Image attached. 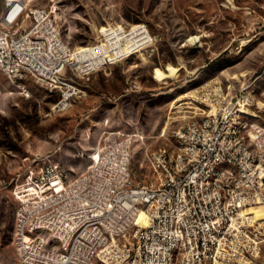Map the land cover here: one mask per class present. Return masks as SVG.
Instances as JSON below:
<instances>
[{"label":"built area","instance_id":"obj_1","mask_svg":"<svg viewBox=\"0 0 264 264\" xmlns=\"http://www.w3.org/2000/svg\"><path fill=\"white\" fill-rule=\"evenodd\" d=\"M65 1L0 0V72L25 97L29 78L61 90L56 107L76 94L68 72L121 59L78 61ZM250 86L206 81L189 100L198 117L148 154L142 179L130 167V133L99 147L76 176L36 156L12 189L18 264H264V217L250 211L264 207V116L248 113ZM140 88L131 80L126 91Z\"/></svg>","mask_w":264,"mask_h":264},{"label":"rangeland","instance_id":"obj_2","mask_svg":"<svg viewBox=\"0 0 264 264\" xmlns=\"http://www.w3.org/2000/svg\"><path fill=\"white\" fill-rule=\"evenodd\" d=\"M63 7L74 48L99 43L98 28L109 23H144L153 40L97 71L68 72L76 94L63 107H56L61 90L29 78L25 97L0 72V264H18L12 189L36 156L49 155L76 176L99 147L130 133V167L142 179L148 154L172 146L175 130L198 117V103L189 100L208 80L250 83L251 109L264 116V0H66ZM173 67V75L155 76ZM131 80L141 88L127 92Z\"/></svg>","mask_w":264,"mask_h":264},{"label":"bare ground","instance_id":"obj_3","mask_svg":"<svg viewBox=\"0 0 264 264\" xmlns=\"http://www.w3.org/2000/svg\"><path fill=\"white\" fill-rule=\"evenodd\" d=\"M98 30L104 35L102 40L100 39L101 41L99 43L96 42L97 44L78 46L74 48L73 55L78 59V61L84 62L85 60L97 55H105V58L108 56L111 59L117 60L118 58H124L127 55L130 56L136 52H139L151 40H153L147 28L139 23H135L130 28H125L119 24L109 23L99 26ZM199 38L200 35L195 34L192 35L188 41H195ZM177 69L178 68L173 67L171 72L157 69V71H155V76L158 77L159 80H162L173 75ZM245 74V72H242L240 75ZM236 76L237 75H234L233 77ZM251 110H248V113H250V115L253 117H258V114ZM250 211L254 213L255 217H264L263 206L251 208Z\"/></svg>","mask_w":264,"mask_h":264}]
</instances>
